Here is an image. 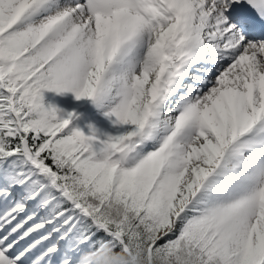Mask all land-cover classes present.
<instances>
[{"label":"snow or ice","instance_id":"6c2138e0","mask_svg":"<svg viewBox=\"0 0 264 264\" xmlns=\"http://www.w3.org/2000/svg\"><path fill=\"white\" fill-rule=\"evenodd\" d=\"M0 264H264V0H0Z\"/></svg>","mask_w":264,"mask_h":264},{"label":"rangeland","instance_id":"374dc122","mask_svg":"<svg viewBox=\"0 0 264 264\" xmlns=\"http://www.w3.org/2000/svg\"><path fill=\"white\" fill-rule=\"evenodd\" d=\"M44 103L47 106L52 101L66 102L71 113L75 112L77 118L72 121V127H79L86 135L89 134L88 124L95 125L96 127L106 128L107 121L103 115L95 108L92 101L89 99H81L79 102L75 99V95L72 92L64 94H57L52 91H44ZM57 106L58 102H55Z\"/></svg>","mask_w":264,"mask_h":264},{"label":"trees","instance_id":"16d2710c","mask_svg":"<svg viewBox=\"0 0 264 264\" xmlns=\"http://www.w3.org/2000/svg\"><path fill=\"white\" fill-rule=\"evenodd\" d=\"M77 101L79 102V100H77ZM55 102H58V105L59 106H57L55 104ZM51 104L61 110L58 113V115H60V116H65L66 117V115L68 113H71V109H73V108H69V106L67 105V103L66 102H62V101H52Z\"/></svg>","mask_w":264,"mask_h":264}]
</instances>
